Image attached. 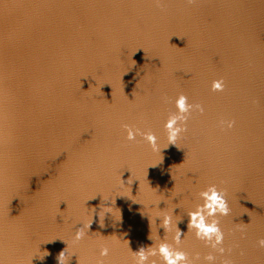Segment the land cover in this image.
<instances>
[{
  "label": "water",
  "instance_id": "water-1",
  "mask_svg": "<svg viewBox=\"0 0 264 264\" xmlns=\"http://www.w3.org/2000/svg\"><path fill=\"white\" fill-rule=\"evenodd\" d=\"M210 185L223 255L188 229ZM176 227L194 264H264V0H0V264H135Z\"/></svg>",
  "mask_w": 264,
  "mask_h": 264
},
{
  "label": "clouds",
  "instance_id": "clouds-1",
  "mask_svg": "<svg viewBox=\"0 0 264 264\" xmlns=\"http://www.w3.org/2000/svg\"><path fill=\"white\" fill-rule=\"evenodd\" d=\"M197 0H187L189 5L196 4ZM157 6H159V0H157ZM212 91H224V82L222 79L213 81ZM175 107L177 109L176 113L171 114L166 122L164 123V129L168 135L169 144L175 145V141L180 136L181 133L187 131V120L189 114L192 112L193 108L198 110L201 114L204 112V108L200 104L192 105L187 101V97L183 94L179 95L175 100ZM221 126L227 125L228 129L234 127L235 121H220ZM124 131H126V140L128 142H135L137 136H141L143 141L148 144L152 151H159L157 145V137L151 131L141 132L139 129L133 128L127 124L122 126ZM199 196L203 203L198 205L195 211L189 212V231L195 230V237L205 243L206 246H210L213 250L219 252L223 255L225 249L222 247L224 242V233L221 231L219 226V220L215 217L217 216H228L230 209L225 199V193L222 190H218L216 185H210L206 190L199 193ZM209 218H212L209 222ZM171 217L165 216L163 218L162 227L167 232L171 226ZM91 223L84 225L75 233V241H80L85 238V229H89ZM103 227V224H101ZM182 233L176 227V234L172 237V244L161 242L158 246L151 249L141 248L137 252H132L135 258V264H149L150 257H159L162 260V264H194L192 260L189 259L188 254L182 250H179V246L182 243L181 240ZM151 238V237H149ZM126 243H128L126 241ZM260 247L264 248V239L259 242ZM175 245V247H173ZM131 251V250H130ZM48 253H46L47 255ZM64 252L59 255V264H61V259L63 258ZM109 255V249L107 247H102L100 249V257H107ZM200 257L197 255L195 260H199ZM204 259L208 262H214L216 257L209 254ZM97 264H104L103 260H98ZM151 264H156L155 260L151 261ZM226 264V262H222Z\"/></svg>",
  "mask_w": 264,
  "mask_h": 264
}]
</instances>
